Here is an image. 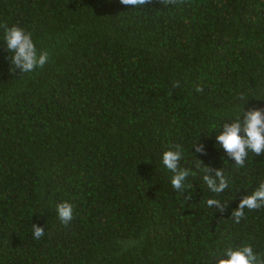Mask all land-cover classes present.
<instances>
[{
  "label": "trees",
  "instance_id": "trees-1",
  "mask_svg": "<svg viewBox=\"0 0 264 264\" xmlns=\"http://www.w3.org/2000/svg\"><path fill=\"white\" fill-rule=\"evenodd\" d=\"M0 25L50 54L11 71L0 27V264H215L245 244L264 256V208L231 218L264 182V155L241 168L215 142L243 106L264 108V0H0ZM175 145L195 173L183 192L162 164ZM205 167L223 169L225 191Z\"/></svg>",
  "mask_w": 264,
  "mask_h": 264
},
{
  "label": "clouds",
  "instance_id": "clouds-1",
  "mask_svg": "<svg viewBox=\"0 0 264 264\" xmlns=\"http://www.w3.org/2000/svg\"><path fill=\"white\" fill-rule=\"evenodd\" d=\"M124 6L143 8L152 3V0H119ZM164 6L184 4L185 0H158ZM4 29V41L6 49L11 52L9 57L11 71L19 69L20 74L35 72L38 68L43 69L50 59L47 50H38L32 38V33L26 29L13 25H0ZM173 88L181 87L178 80L172 83ZM197 92H202L203 87L196 88ZM241 101L246 100L245 94L238 97ZM248 102V101H247ZM247 102L245 104H247ZM244 104V105H245ZM216 145H219L226 153L227 157L233 160L236 166L244 167L249 153L255 156L264 155V108L250 107L247 111L242 108L241 114L234 120L224 122L222 130L215 137ZM175 150H167L162 155L163 166L172 173L171 185L173 189L183 192L185 181L190 175H195L190 169L181 167L182 149L180 145L174 146ZM196 152L206 155L204 145L196 144ZM202 163V162H200ZM205 175L203 181L208 189L216 194L222 193L229 186L228 178L223 169L213 170L204 168ZM214 171V175H213ZM207 206H215L221 213L226 206L216 199H208ZM258 210L264 208V182L250 194L241 198L237 209L233 210L231 218L239 223L244 218V210ZM58 217L62 224L67 226L74 218L73 205L67 201L57 205ZM33 238L40 240L45 235V229L32 224ZM215 257V264H264V256L254 251L250 244H245L233 248L227 247L222 254L212 253Z\"/></svg>",
  "mask_w": 264,
  "mask_h": 264
}]
</instances>
